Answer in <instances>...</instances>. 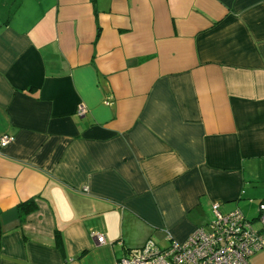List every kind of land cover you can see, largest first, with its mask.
Here are the masks:
<instances>
[{
	"label": "crops",
	"instance_id": "obj_1",
	"mask_svg": "<svg viewBox=\"0 0 264 264\" xmlns=\"http://www.w3.org/2000/svg\"><path fill=\"white\" fill-rule=\"evenodd\" d=\"M3 134L0 264H115L214 203L261 230L264 0H0Z\"/></svg>",
	"mask_w": 264,
	"mask_h": 264
},
{
	"label": "built area",
	"instance_id": "obj_2",
	"mask_svg": "<svg viewBox=\"0 0 264 264\" xmlns=\"http://www.w3.org/2000/svg\"><path fill=\"white\" fill-rule=\"evenodd\" d=\"M78 114L86 108L78 105ZM14 140L9 134L0 136V146ZM258 221L261 230L253 227L238 210L222 213L219 204L211 206L213 217L207 228L198 227L183 242H170L159 247L153 240H147L139 248H132L115 264H249L248 258L264 248V203L259 205ZM99 244H104V236L91 233Z\"/></svg>",
	"mask_w": 264,
	"mask_h": 264
},
{
	"label": "trees",
	"instance_id": "obj_3",
	"mask_svg": "<svg viewBox=\"0 0 264 264\" xmlns=\"http://www.w3.org/2000/svg\"><path fill=\"white\" fill-rule=\"evenodd\" d=\"M35 198H30L24 202H21L17 206L18 216L20 218L25 217L29 212L33 211L36 208ZM54 245L58 248L62 253L64 252L62 246L61 235L58 230L55 231L54 235Z\"/></svg>",
	"mask_w": 264,
	"mask_h": 264
}]
</instances>
